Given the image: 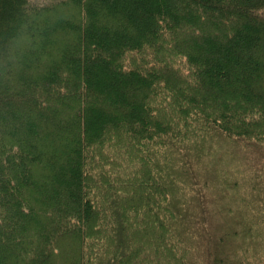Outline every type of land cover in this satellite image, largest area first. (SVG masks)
Segmentation results:
<instances>
[{
  "label": "trees",
  "instance_id": "trees-1",
  "mask_svg": "<svg viewBox=\"0 0 264 264\" xmlns=\"http://www.w3.org/2000/svg\"><path fill=\"white\" fill-rule=\"evenodd\" d=\"M0 264H264V0H0Z\"/></svg>",
  "mask_w": 264,
  "mask_h": 264
},
{
  "label": "rangeland",
  "instance_id": "rangeland-1",
  "mask_svg": "<svg viewBox=\"0 0 264 264\" xmlns=\"http://www.w3.org/2000/svg\"><path fill=\"white\" fill-rule=\"evenodd\" d=\"M36 1L41 2V0H36Z\"/></svg>",
  "mask_w": 264,
  "mask_h": 264
}]
</instances>
